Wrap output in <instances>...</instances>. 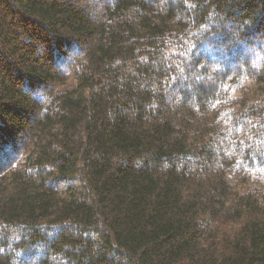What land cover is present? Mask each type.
Returning <instances> with one entry per match:
<instances>
[{"label": "trees", "instance_id": "1", "mask_svg": "<svg viewBox=\"0 0 264 264\" xmlns=\"http://www.w3.org/2000/svg\"><path fill=\"white\" fill-rule=\"evenodd\" d=\"M0 264H264V0H0Z\"/></svg>", "mask_w": 264, "mask_h": 264}]
</instances>
